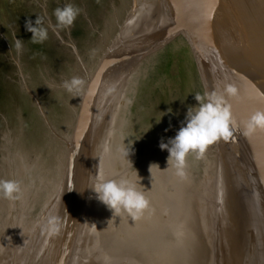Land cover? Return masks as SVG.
Segmentation results:
<instances>
[{
    "label": "rangeland",
    "instance_id": "obj_1",
    "mask_svg": "<svg viewBox=\"0 0 264 264\" xmlns=\"http://www.w3.org/2000/svg\"><path fill=\"white\" fill-rule=\"evenodd\" d=\"M148 1H150L147 3L149 7L146 5ZM162 1L143 0L144 7L142 11V5L132 11L131 8L135 0H0V179L12 180L15 175L12 172L16 169V165H20L18 169L22 167V173H24L22 178L26 182H22V178L18 179L22 184V191L19 198L14 201L17 204L16 210H18L15 216L20 217V220L22 217V222L25 221V216L30 210L29 195L36 192H34V189L38 182H45L47 177L51 176V180L54 182V184L52 183L53 188L55 183L57 185L65 181L62 179L65 174L63 173V167L64 169L66 167L64 153L67 152L69 142L72 141L73 127L78 124L77 120L80 119L81 113H83L82 110L85 105V92L83 91L85 85H87V80L91 77L90 74H93L110 50L114 54L116 51L117 54L121 43V45H128L122 42L124 39H116L124 22L136 18V23L131 25L126 32L133 30V39H136L141 33L144 35L143 21L145 18L149 19L151 17L148 11L150 8L153 9L156 5L162 3ZM141 2L142 0H139L137 4L139 5ZM66 4H72L80 9L79 16L70 27L59 26L53 14L57 7L62 8ZM167 5L168 8L172 7L174 10L176 6H179L172 0ZM157 12L158 9L152 15ZM38 17L43 18L42 26L48 33L47 39L43 43H33L31 41L32 33L25 29L26 21L31 20L33 26H35V20ZM185 31V29L180 30L174 36L169 37L161 46L159 44L155 52L151 56L149 55L134 70L128 82L129 85H125L124 91L116 95L110 102V112L113 116L115 115L113 121H111L109 115L107 117V122L110 123L107 128L110 131L111 147L110 153L102 159L103 161L106 159V164L102 166L99 175L105 179L108 177L107 179L116 180L127 176L129 180L136 184L139 190L145 193L146 198L149 200V207L144 210L138 219L133 218V221L129 222V225L134 228H138L139 225H147L148 219L151 218L149 215L152 218L156 216L157 208L161 206L159 202L166 193H171L174 197L175 193L170 182L175 176L165 178L159 173V170L164 168L163 165H168L169 157V152L161 150L159 146L161 139L163 138L166 143L169 138L175 136L181 122L185 119L188 107L197 104L194 99L195 94L210 91L204 74V66L199 62L195 35L193 37L189 31V35H187ZM16 39L22 40L23 47L19 52L15 48ZM137 39L135 46H143V37ZM120 50L122 51L121 48ZM136 50L141 51L142 47ZM147 50H144V52ZM142 52H137V56ZM74 77L79 78L84 84L82 83L79 92L69 93L63 87V84ZM111 90H114V88ZM102 98L103 96L98 100ZM103 100L101 101L102 105ZM246 103L245 115L248 110L252 114L256 111H264V106L260 102H257L253 107H248V101ZM232 114L234 117L235 111H232ZM236 133L237 130H234V134ZM240 134L242 136L241 131ZM235 137H239V135L236 134ZM242 137L245 138L246 135ZM248 137L253 144V147L248 151L249 157L252 160L260 157V163L263 167L261 171L258 168L254 175L249 173L246 182L250 178L257 177V182H254V184L259 183L258 193L264 196V131L257 130ZM231 138L233 139L234 135ZM229 140H220L209 146L203 156L189 153L186 157L183 169L184 175L176 176L175 183L179 185L178 192L182 196L179 201L185 202L186 195L191 196L194 194L192 196L193 202H189L188 205H181L185 213H187V210L190 213L188 216L186 215L185 219H180L183 220L182 223H177L176 220L170 224L165 222L163 225L165 228L163 227L162 231L160 225H158L160 231L157 229L153 232L144 230L143 235L145 236H143L142 244L148 264H204V261L205 264H239L240 261L242 264H247L249 262L250 252L245 250L242 253V250L238 248L241 243V241H238L242 235H239L240 233H237V231H242L241 228L244 225L237 222V217L235 222L237 225L240 224L239 228H235L236 230L233 231V228H229L225 233L226 235L224 234L221 237L223 240L218 238L220 237L219 234H216V228L218 227H211L215 228L214 235L209 234L211 245L206 237H201V235L202 240L196 241L190 247L185 243L189 238L190 230L195 227L190 223L193 222V219H190L195 217L198 211L202 215L206 216L207 214V218L209 216L207 212L209 208L205 204V198L209 197L207 200L211 199L212 194L214 195L212 199L215 198L217 191L212 192V190L217 182L208 183L207 174L212 164L218 160L221 162L226 155L225 152L223 159L221 157L215 158V148L217 150L223 142H226V146H228ZM216 144L217 146H215ZM129 147H131V151L127 158L126 150ZM89 156L86 157V163ZM245 157L244 154L243 163ZM148 161H150L149 164ZM248 163L249 168L252 170V164L249 161ZM151 165L153 166L150 172ZM110 167L114 172L108 171ZM116 168L117 171H115ZM90 170L91 165L88 171L89 176L91 174ZM27 171L29 173L26 174ZM32 171L36 180L34 187L27 181L32 180V176L31 179L29 178ZM211 173L215 174V172ZM214 174H212V177ZM217 175L215 174V177ZM89 179L90 177H87V190H82L79 193L87 192V196H89V185L91 188L94 186ZM63 187L59 186V189ZM199 188V193H197ZM220 191L218 196L221 200L222 192ZM248 192L247 188H244V194H237L232 205L239 204L238 197L244 202L248 200ZM200 193H209L210 195L206 194L207 196L203 195L201 198ZM176 195L179 194L176 193ZM223 199L225 200V197ZM213 200L214 205L219 202ZM222 202L224 201L222 200ZM222 202L217 204L219 208H222V206L227 208L226 203L221 205ZM96 203L99 202L96 201V195H94L88 203L91 221L95 224L107 222L110 229L113 228L111 231L116 237L117 234L114 229L117 230L121 222L126 223L125 213L115 216L105 205L101 209ZM170 203L169 201L167 205ZM175 205H178V203L176 202ZM97 207L98 209H96ZM230 208H227V210H230ZM39 211L40 206L35 208L33 213L38 215ZM178 212L173 213L178 214ZM212 213L216 214H212V217L215 216L217 219L214 206L212 207ZM164 214L167 215L168 213L164 212ZM93 216H96L97 221ZM233 220L235 219L233 218ZM203 222H201L202 225H204ZM15 224H17V220L13 219L12 233L8 229L6 231L11 236L10 240L7 241L8 243L5 245L0 241V264H26L24 262L26 260L25 254H28L31 250V232H34L35 228H30L27 223ZM185 228H189V230ZM210 231V228H208V232ZM155 232H162V239ZM176 234H180V238L177 239ZM3 236L4 233L0 230V240L2 241ZM236 236L238 238H234ZM119 237L118 234L117 238ZM244 238L246 237L244 236ZM135 239L131 236V242L139 241ZM176 240L180 242V244L178 243L180 248H177ZM224 242L226 243L224 244ZM197 244H201L203 250L199 252L200 257L194 259L192 252H196L195 246ZM234 245L235 247H233ZM112 253L115 254V252ZM212 254L224 258L217 260ZM211 255L212 259L210 261Z\"/></svg>",
    "mask_w": 264,
    "mask_h": 264
},
{
    "label": "bare ground",
    "instance_id": "obj_2",
    "mask_svg": "<svg viewBox=\"0 0 264 264\" xmlns=\"http://www.w3.org/2000/svg\"><path fill=\"white\" fill-rule=\"evenodd\" d=\"M138 1L139 0H135V3L131 8L132 11L135 8L138 9L141 5L142 11V8L144 7L143 0L139 5L137 4ZM251 1L254 2V5L257 3L256 0ZM149 2L150 1L146 2L147 6V3ZM170 2L171 0H163L162 3L156 5L153 9L150 8L148 13L151 15V17L149 19L144 17L145 19L143 21V24L145 28V33L144 35L141 33L138 36L143 37V46H135V42L140 38L137 39L138 37H136L137 40L132 38V36L134 35V32H132L133 30L131 32H126V30L130 28L131 25H134L136 23V18L132 16L135 18L134 20H126L119 31L120 33L118 32L119 34L116 39H124L123 41H121L125 44L127 43L128 45H121L122 43L120 44L118 42L121 46L120 48L122 49V51L119 48V52H117L116 54L115 51L114 54L110 50L103 58V60L100 59L102 61L100 62L97 69L93 72V74H90L91 77L87 80V85H85L86 87L83 91L85 92V105L82 110L83 113H81L80 119L77 120L78 124L73 127L74 134L72 137V141L70 140L71 142H69L68 150H66L67 152L64 153V156L66 157V167L65 169L63 167V173L65 174L62 179H64L65 181L62 183L60 182L57 185L55 183V185H53L54 187L52 188V183L54 184V182L53 180H51V176H49L50 179L49 177H47V180L44 179L46 180L45 182H36L37 184L35 186L36 180L35 175L32 171V175H29V178L31 179V176L33 178L32 180L27 181L31 185H33V187L35 186L34 192H36L32 195H29L31 206L29 212H27L25 216V221L23 222L22 217L20 220V217L15 216V214L18 213V210H16L17 204L14 202L15 200L0 198V230L4 233L3 241H0L3 244L5 243L6 245V243H8L7 241L10 240V233L6 231L8 229L12 233L11 226H13V219L17 220V224L15 225L27 223L30 228H35L34 232H31V250L28 254H25L27 261L25 260L24 262L26 264H148V260H146L145 257V249L142 244V239H144L143 236H145L143 235L145 233L144 230H149L153 232L155 229H157L158 231H160L158 227V225H160L162 231L165 222L170 224L176 220L177 223H182L183 220L180 219H185V217L189 215L190 212H188L187 210V213H185V211L182 210L181 205L190 204L189 202L192 201V196L194 194H192L191 196L186 195L185 202H183L182 200L179 201L182 196L178 192L179 185L175 183V178L178 175L176 169L171 164L169 166L163 165L164 168H161L162 170L160 169L159 173L165 176V178L169 176H175L170 182L172 184L173 192L175 193H173L174 197L171 193H166L164 198L161 199L159 202V204L161 205L159 208H157V214H159H156L154 218L149 215V217L151 218L148 219V224L145 226L139 225L138 228L131 227L129 225V222L133 221V217L125 213L124 218L126 219V223L123 224V222H121L120 225L117 227V230L114 229V231H116V234L120 235L119 238H117V235L115 237L113 235L114 233L112 234L111 230L113 228L110 229V226L107 222L95 224V222L93 223L91 221L92 219H90V207H88V203L96 194L93 193L92 189H90V185L89 196H87V192L79 193L82 190H87V177H90V183L93 185L98 182L100 178L99 171L103 168L102 166H105L106 164V159L105 161H103L102 159H104L106 154L110 153L111 138L109 137L110 131H108L107 128V125H109L110 123L107 122V117L109 115V117H111V121H113L115 117V115L113 116V114L110 112V102L114 99L116 95H118L119 93L121 94V92L124 91L125 85H129L128 82L134 70L137 69V67L142 64L148 58L149 55L151 56L155 52V50L159 47V44L160 46L162 45L160 39L157 40V36L161 32L163 33V31H168L170 28L171 36H174L175 33L183 29L186 30L185 32L187 33V35H189V32L192 33L193 37L195 35L194 27H190V25L192 24L191 18L189 17V15L186 18L185 13H183V10H185L188 5H185L183 1H177V4H179V6H176V9L174 10L172 7L168 8L167 3ZM172 2H174V0H172ZM258 3L264 8V0H258ZM152 5L154 4L152 3ZM157 9L158 12L152 15ZM260 28H262V23L260 24ZM126 37L128 40L126 39ZM195 43L197 45L207 44L205 40L200 39H197ZM141 47V51L143 52L142 54H139L137 56L136 53L138 52V50L136 49ZM144 47L146 48L144 49ZM146 49L148 50L144 52V50ZM122 57L126 58L121 59ZM199 62L206 66L200 54ZM215 80L216 88L218 90H213V88L210 86V82H208L206 79V82L210 89L209 92H222L224 87L226 85H229V83L227 82L225 83L224 81L218 80L217 77H215ZM113 88L114 90H111ZM102 96L103 98L101 100H98ZM227 99L228 102L231 104L232 111H235L234 118L238 124V127L235 130H237L236 134H238L239 137H235L236 134H233L234 140L231 138V140H229L228 146H226V142H223L220 144V147L217 150L215 148V158L221 157V159H223L224 154L226 152L225 158L223 159L224 161L222 160L221 162H219L220 160H218L213 164L211 163L212 166L207 174L209 179L208 183L217 182V185L213 184L214 189L212 190V192L214 190L217 191V194H215L216 196L215 198L213 197V199L218 200L219 202L215 205L213 204V194L212 196H210L211 199L207 200V198L209 197L205 198V204L209 208V210H207L209 216L207 218V214L205 216L200 214V212L198 211L196 213L197 215L195 214V217L190 219H193V222L190 223H192L195 227H192V229L190 230V233L188 234L189 238H187V241L185 243L188 247H190V245L196 243V241L202 240V238H200V235L201 237L205 236L206 240L210 242V235H214L213 232L216 227L219 228V232L218 228H216V234H219L220 237L218 238H221L226 233V231L229 230V228H233L232 231L239 228L238 226H240V224L237 225L235 222L237 217V222L244 225L241 228L242 231H237V233H240L239 235H242L241 239H239L238 241H241L238 248L242 250V253L247 250L248 252H250L251 255V258L249 259V262L247 264H264V196L258 193L259 183L254 184V182H257V177H253L254 179L250 178V180L246 182L248 174L251 173V175H254V172L257 171L258 168H260L261 171L263 165H261L260 163V157L258 159L254 158L253 160L249 157L248 151L253 147V144L252 142H250L248 136H246L245 138L242 137L244 136L242 122L243 120H247V118L252 113L247 108L248 112H246V115L244 114V110L247 106L246 101H248V99L243 92L240 93V91H237V95L235 97H228ZM102 100L103 105L101 104ZM249 106L250 104L248 102V107ZM240 131L242 132V136L240 134ZM92 139L95 140V142H93ZM215 146H217V144ZM244 154L246 155V157L244 158L243 163ZM88 155L90 156L86 163V157H88ZM248 161L250 162V164H252V170L248 166ZM149 163L150 161H148V164ZM90 165L91 174L89 176L88 171ZM16 166V169L13 172L11 171L15 174L12 180L18 181V179L22 178L24 173H22V167L21 169H18L20 165ZM108 171L114 172L111 167ZM115 171H117V168L115 169ZM211 172H215V174L218 175L215 177V174ZM27 173L29 172L27 171L26 174ZM212 174H214V178L212 177ZM119 175L118 176L121 178V173ZM107 178L108 177H106V179ZM125 178L128 179L127 176ZM21 181L26 182L23 178ZM18 182L20 183V181ZM20 185L22 186L21 183ZM55 186L58 188H56ZM59 186L64 187L59 189ZM244 188H247V191H249L248 200H245L244 202V200H240L238 197L237 199L239 204L235 206L232 205V203H234L235 201V196L237 194H244ZM199 190L200 188L198 189L197 193H199ZM219 191L222 192L221 200L218 196ZM176 193L179 195L177 196ZM209 193H200V197L202 198L203 195L207 196ZM223 197H225V200L223 199ZM97 200L98 199L96 198V201ZM168 200L171 202L169 205H167V203L169 202ZM222 200L224 202H222ZM98 202L99 203L96 204L102 209L104 204L99 200ZM176 202L178 203V205H175ZM220 202H222L221 205H224L226 203L227 208L231 207L230 210H227V208L223 206L222 208H219V205L217 204H220ZM38 206H40V211L38 215H35V213L33 212ZM177 206L180 207L178 208ZM213 206L215 212H217V219L214 216L216 214L212 213ZM96 209H98V207ZM164 212H167L168 214L165 215ZM173 212H178V214H174ZM212 214H214V217H212ZM233 218L235 220H233ZM94 219L96 220V216L94 217ZM202 221H204V225L201 224ZM211 227L215 228L213 229ZM208 228H210V232H208ZM185 229L189 230V228ZM155 233H157V236L161 237L162 239V232ZM180 234H176L177 239L180 238ZM131 236L135 237L139 241L131 242ZM244 236L246 238L243 239ZM234 238H238V236ZM221 240H223V238H221ZM176 241L177 248H180V242L178 240ZM225 243L226 242H224V244ZM197 246H195L196 252H192V254H194V259L200 257L199 252L203 250L201 248L203 247L201 244H197ZM183 247H185V245H183ZM233 247H235V245ZM112 252H115V254H113ZM212 255L215 257V259L217 258V260L224 258L221 256H216L214 254ZM212 255L210 256V261L212 259ZM241 257L239 258L241 259ZM247 257H249V255H247ZM8 263L10 262L8 261ZM205 263L206 262L204 261V264ZM239 264H242V262L240 261Z\"/></svg>",
    "mask_w": 264,
    "mask_h": 264
},
{
    "label": "clouds",
    "instance_id": "obj_3",
    "mask_svg": "<svg viewBox=\"0 0 264 264\" xmlns=\"http://www.w3.org/2000/svg\"><path fill=\"white\" fill-rule=\"evenodd\" d=\"M53 14L59 26L70 27L79 16L80 9L72 4H66L62 8L57 7ZM42 25L43 18L41 17L35 20V26L31 20L26 21L25 29L32 33L33 43H43L47 39V30ZM22 47V40L16 39V50L19 52ZM82 83L79 78L74 77L70 81H65L63 87L69 93L79 92ZM236 95L237 89L230 84L226 85L222 92L206 91L203 94H195L194 99L197 104L188 107L185 119L181 122L175 136L169 138L166 143L163 138L161 139L159 146L161 150L169 152L168 166L171 164L176 169L177 175H184L183 169L189 153L203 156L209 146L220 140L227 141L233 136L238 124L233 117L231 104L227 98ZM242 124L243 134L246 136H251L257 130L264 131V111L254 112ZM130 151L131 147L126 150L127 158ZM153 165L150 166V172ZM91 189L96 194V198L115 216L126 213L138 219L149 207V200L145 193L139 190L134 182L126 178L116 180L100 176ZM21 191L18 181L0 179V198L18 199Z\"/></svg>",
    "mask_w": 264,
    "mask_h": 264
},
{
    "label": "water",
    "instance_id": "obj_4",
    "mask_svg": "<svg viewBox=\"0 0 264 264\" xmlns=\"http://www.w3.org/2000/svg\"><path fill=\"white\" fill-rule=\"evenodd\" d=\"M177 1L188 5L183 13L191 18L196 40L207 42L197 49L213 90L217 89V77L243 92L250 106L257 102L264 106V8L258 0L255 5L251 0ZM170 36L171 28L157 38L163 44Z\"/></svg>",
    "mask_w": 264,
    "mask_h": 264
}]
</instances>
